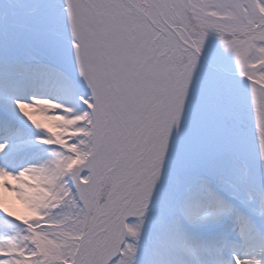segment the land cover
<instances>
[{
	"label": "snow or ice",
	"instance_id": "6c2138e0",
	"mask_svg": "<svg viewBox=\"0 0 264 264\" xmlns=\"http://www.w3.org/2000/svg\"><path fill=\"white\" fill-rule=\"evenodd\" d=\"M0 264H264V0H0Z\"/></svg>",
	"mask_w": 264,
	"mask_h": 264
},
{
	"label": "bare ground",
	"instance_id": "6f19581e",
	"mask_svg": "<svg viewBox=\"0 0 264 264\" xmlns=\"http://www.w3.org/2000/svg\"><path fill=\"white\" fill-rule=\"evenodd\" d=\"M10 200H11V197H10ZM11 206L13 207V210H15V211H18V212L23 211L22 205H20L19 202H17V201L11 200Z\"/></svg>",
	"mask_w": 264,
	"mask_h": 264
},
{
	"label": "rangeland",
	"instance_id": "374dc122",
	"mask_svg": "<svg viewBox=\"0 0 264 264\" xmlns=\"http://www.w3.org/2000/svg\"><path fill=\"white\" fill-rule=\"evenodd\" d=\"M12 201H15L14 198H11Z\"/></svg>",
	"mask_w": 264,
	"mask_h": 264
}]
</instances>
